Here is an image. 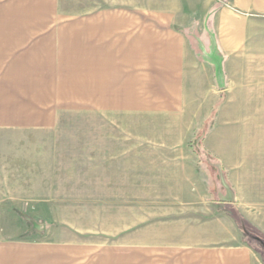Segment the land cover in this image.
<instances>
[{"label": "crops", "instance_id": "0c3cea01", "mask_svg": "<svg viewBox=\"0 0 264 264\" xmlns=\"http://www.w3.org/2000/svg\"><path fill=\"white\" fill-rule=\"evenodd\" d=\"M208 2L209 20L190 16ZM191 3L0 0V264H79L74 244L23 239L27 223L12 222L53 200L29 139L56 135L62 116L165 114L190 130L218 100L264 105V0ZM182 248L167 264H259L249 243Z\"/></svg>", "mask_w": 264, "mask_h": 264}, {"label": "rangeland", "instance_id": "374dc122", "mask_svg": "<svg viewBox=\"0 0 264 264\" xmlns=\"http://www.w3.org/2000/svg\"><path fill=\"white\" fill-rule=\"evenodd\" d=\"M213 4L190 16L209 20ZM219 101L190 130L185 118L165 114L62 116L56 135L29 139L43 147L39 187L53 200L32 203L33 216L12 222L27 223L23 239L74 244L79 264H167L183 246L239 243L252 244L264 264V105ZM162 146L184 149L165 153ZM234 196L236 203L226 201Z\"/></svg>", "mask_w": 264, "mask_h": 264}, {"label": "trees", "instance_id": "16d2710c", "mask_svg": "<svg viewBox=\"0 0 264 264\" xmlns=\"http://www.w3.org/2000/svg\"><path fill=\"white\" fill-rule=\"evenodd\" d=\"M214 107H217V105H215ZM215 113V112H214ZM215 116V114L214 115H212L210 118V120H208V121H205L204 122V126L202 127L203 128V130H202V132L200 133V135H199V138H201V136L202 135H204V133H206V131L210 128V126L207 124V122L208 123H212V120H213V117ZM203 138V137H202ZM253 246V245H252ZM253 248H254V246H253Z\"/></svg>", "mask_w": 264, "mask_h": 264}, {"label": "flooded vegetation", "instance_id": "af4514ba", "mask_svg": "<svg viewBox=\"0 0 264 264\" xmlns=\"http://www.w3.org/2000/svg\"><path fill=\"white\" fill-rule=\"evenodd\" d=\"M250 235H252L251 233H250ZM253 237V236H252Z\"/></svg>", "mask_w": 264, "mask_h": 264}]
</instances>
